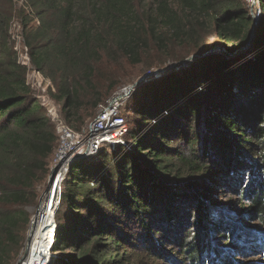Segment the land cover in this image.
<instances>
[{"label":"trees","instance_id":"obj_1","mask_svg":"<svg viewBox=\"0 0 264 264\" xmlns=\"http://www.w3.org/2000/svg\"><path fill=\"white\" fill-rule=\"evenodd\" d=\"M30 2L40 25L16 10L14 0H0V264H14L21 252L32 216L27 207L39 197V178L48 176L56 140L9 39L15 15L23 21L34 68L52 81L54 98L66 100L64 114L78 130L113 95L123 60L165 69L169 60L182 63L215 45L234 52L248 42L254 23L246 0ZM259 2L262 17L248 50L235 57L210 52L141 83L121 109L131 145L103 147L76 160L62 186L50 264H130L143 254L158 255L157 249L170 264H238L230 248L220 250L219 234L216 241L209 236L206 209L215 183L205 175L212 169L257 213L264 241V0ZM186 207L190 225L182 224ZM214 214V221L220 219ZM236 226L223 225V231L230 238ZM162 238H173L177 254L186 258L173 257Z\"/></svg>","mask_w":264,"mask_h":264},{"label":"rangeland","instance_id":"obj_2","mask_svg":"<svg viewBox=\"0 0 264 264\" xmlns=\"http://www.w3.org/2000/svg\"><path fill=\"white\" fill-rule=\"evenodd\" d=\"M15 4H16L15 5L16 10H19V8H22L24 11H26L18 0L15 1ZM246 4L248 6L250 14H252V16L254 17V19L256 20L257 25H258L259 21L261 20V18H259V15H261V6H260L258 0H246ZM29 10L31 11V9H29ZM34 11L37 12L35 7H34ZM31 14L34 15L33 10H32ZM13 18H15L16 20H18V19L21 20L17 15H15ZM39 19L43 20L41 17ZM35 21L36 20L34 19V21H33L34 23H32L33 25L37 24ZM257 25H255V27H257ZM173 62L174 61L169 60L168 63H169V65L172 64V66L179 64L177 62H175V63H173ZM178 66H180V65H178ZM156 68L157 67H154V66L150 67V69H156ZM118 69L120 70V71L118 70L119 71V73H118L119 77L117 76L118 78H116L112 82V83H115V82L117 83L113 88V91H112L113 95L115 93L131 86V84L136 82L139 78H141L148 71H150V69L146 68V66L144 64H137V65L129 64L126 60L122 61V64L120 65V67ZM160 77H157V78H160ZM148 82H150V81H146V83H148ZM112 83H111V85H112ZM110 98H108L106 100V102ZM128 100L125 103H127ZM60 102L63 105V108L66 110V100L62 99V100H60ZM99 107H100V105H99ZM99 107L95 112L96 114L99 110ZM133 116L134 115H132L130 117L132 118ZM90 119H88V121ZM253 142L255 144H257L258 146H261V143L259 141L254 140ZM125 143L126 144H122V145H128V146L131 145V143L128 141V139H126ZM256 152H257L256 155H259L260 149H258V151H256ZM54 154L52 155L51 160H50L49 169H48L49 173H48L47 178L46 179L39 178L40 181H39L37 189H38V191H40V194H39V197H38L36 203L27 207V210H29L31 212L32 216H31V220H30V222L26 228L27 230L25 233V239L23 241L24 243H23L21 252L18 255L14 264H22L24 262L30 263L29 259L26 261H23V258L25 255H27V256L29 255V249H30L29 246L31 245L30 243L33 240V237L35 234L34 229H33V225L35 222V218L40 213V206L42 205L40 199H41L43 193L45 192V188L48 184V179H49L50 174L52 172L51 171V164L53 162ZM207 165L210 166L211 162L208 163ZM215 168H217V167L215 166ZM205 176H206V180H207V177L211 178V180H213V182H212L213 185L215 183V185H214L215 187L212 190V194H211L210 199L208 200V203H207L208 207L206 209V211L211 212V217L206 222L208 230H209V236L210 237L213 236L212 237L213 241H216L219 238L218 236L220 235L221 236L220 241H219V243H220L219 247H221L220 250H223L225 248H230L231 251L233 252V253H231L232 254L231 258H233L235 261H237L238 264H264V241H259L260 238L258 236L260 235V233H262V229L259 227L260 223L258 222L257 213H253V210H251L249 208L248 201L244 197H242V195L240 194V192L238 191L236 186L231 185V184H226L225 182H218L217 179H219V178H218L216 171L214 169H212V172L210 175L207 173V175H205ZM213 177L215 178V180L213 179ZM251 181H252V179L249 178V176L246 177V183L248 186H249V184L252 183ZM43 200H42V202H43ZM56 200L51 202V203H54L53 206L56 205V203H57ZM56 206L53 207L55 209L51 211V219L52 220H54V214L56 212ZM189 209H191V206H189L188 210ZM185 210H187V207L185 209L181 208V211H184L183 217H184V222H185L184 223L182 221V224L183 225H185V224L190 225L189 220L191 218H189L188 215H186ZM192 210H193V208H192ZM192 210L189 212H192ZM216 211L219 212V214H221V217H220V219H218V220L216 219L214 221L213 220L214 216H215L214 212H216ZM251 211L253 213L252 215H250ZM52 220H51V222H52ZM55 221H56V214H55ZM223 222H226V224L225 223L223 224ZM232 223L236 224L237 226H236V230L233 231L232 237L229 238V234H227L223 231V225H224V227H228L229 224H232ZM165 225L168 226L167 224H165ZM168 228L170 231V227H168ZM163 234H165V232ZM168 234H170V233H168ZM223 236L224 237L228 236L226 238L228 241L222 240ZM244 237H247V240H242V239H244ZM29 238H30V240H29ZM236 238H238V239L236 240ZM172 240H173V238H168V239L162 238L161 241L164 243L166 250L170 251L171 252L170 254H172L173 257L186 258L185 256L181 257L177 254L180 250V244H176L175 241H172ZM257 241L261 242V244L258 245ZM225 242H227V243H225ZM209 244H211L210 240H209ZM245 244H247V246H248L247 249H244V247H243V245H245ZM52 246L48 250L49 253L47 254L46 260H44L45 264H50L52 262V260L55 258L54 253H52V248H53ZM126 249H127V252H130L132 250L130 245L127 246ZM157 251L160 254L158 253V255H156V256L155 255L150 256V254H143L140 256V259H139L140 261H138V258L132 259L130 261V264H170L169 261L164 256L165 253L160 252L158 249H157ZM33 255L35 256V254H33ZM129 255L131 257H134V255L132 253H130ZM186 262H188V261H186ZM26 264H28V263H26Z\"/></svg>","mask_w":264,"mask_h":264},{"label":"built area","instance_id":"obj_3","mask_svg":"<svg viewBox=\"0 0 264 264\" xmlns=\"http://www.w3.org/2000/svg\"><path fill=\"white\" fill-rule=\"evenodd\" d=\"M18 1L27 13L31 14L33 10L34 15H31L35 16L36 25H40L41 19H39L34 11V7L30 0ZM29 9H31V11ZM261 16L262 14L259 15V18H261ZM14 19L15 18L12 19L8 31L9 39L14 43V50L17 52L19 64L28 69L27 83L33 95L38 98L40 105L45 109L46 114H48L56 133V140L52 147V152L55 154L51 164V171L57 169V174L51 186L50 194H52V196L57 195V212L63 191L62 186L72 173L73 164L77 159L94 157L103 147L109 151H114L117 145L126 144L125 141L129 133V126L121 109L132 95V92L130 95L127 93L129 86L115 93L106 104H100L99 110L92 120L83 125L81 129H74L70 125L66 114H64L63 105L52 95V92L55 91L52 81L42 70L34 68L33 66L32 57H30V49L26 44L23 22L19 19ZM115 96H119L120 99L112 103V99ZM53 222L55 237H53L52 241L48 244L50 248L55 241L58 230L55 218ZM41 264H45V261Z\"/></svg>","mask_w":264,"mask_h":264},{"label":"bare ground","instance_id":"obj_4","mask_svg":"<svg viewBox=\"0 0 264 264\" xmlns=\"http://www.w3.org/2000/svg\"><path fill=\"white\" fill-rule=\"evenodd\" d=\"M57 199V195L49 194L44 198L42 205L40 206V213L35 218L33 225L34 237L29 246V255H25L23 261L30 260L29 262H24L22 264H41L47 258L49 253L48 244L52 241V238L55 237L54 232V220L51 219V209L50 207L54 204L52 201ZM55 209V208H54ZM55 215V214H54ZM55 218V217H54ZM52 220V222H51ZM35 254V256L33 255ZM34 256V257H33Z\"/></svg>","mask_w":264,"mask_h":264},{"label":"water","instance_id":"obj_5","mask_svg":"<svg viewBox=\"0 0 264 264\" xmlns=\"http://www.w3.org/2000/svg\"><path fill=\"white\" fill-rule=\"evenodd\" d=\"M255 25H257V22L254 19V23H253V27H252V31H251V36H250L248 42L245 44L244 47L238 48L234 52H230L227 49H225V47H223L221 45H215L213 48L209 49L206 53H204L202 55L192 54V55L188 56V58H186L182 63H179L177 65H173L172 66V64H170L165 69L164 68L163 69L162 68L150 69V71H148L144 76H142L136 82L131 84V86L127 90V93H129V95H130L133 89L138 87L143 82L150 81V79H152V78L163 76V75L168 74L169 72H171L173 70H178L180 67H184V68L188 67V63L193 61L196 57L206 56L210 52H220V53H223L225 56H228V57H235V56L239 55L240 53H243L245 50H248L251 47L252 43H253V40H254L255 35H256V32H255V30H256L255 28L256 27H255ZM173 63H175V62H173ZM178 65H180V66H178ZM119 99H120L119 96L113 97L112 103L116 102ZM56 174H57V169L52 170L51 176L48 179V184H47V186L45 188V192L43 193V195H42V197L40 199L41 203H42V200L50 194L51 186L53 184V181H54V178H55ZM29 240H30V238H29Z\"/></svg>","mask_w":264,"mask_h":264}]
</instances>
